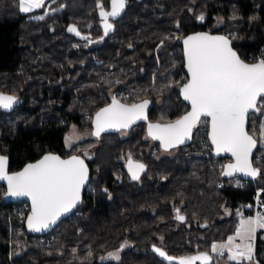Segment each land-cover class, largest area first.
Instances as JSON below:
<instances>
[{"label":"trees","instance_id":"trees-1","mask_svg":"<svg viewBox=\"0 0 264 264\" xmlns=\"http://www.w3.org/2000/svg\"><path fill=\"white\" fill-rule=\"evenodd\" d=\"M99 2L109 11L111 0ZM126 2L119 17L108 18L113 28L105 34L98 0H46L31 13L19 10V0H0V93L17 98L11 109L0 108V156L7 157L9 172L45 153L76 155L75 145L65 143L70 127L93 130L96 113L112 101L109 90H123L122 82L134 90H124L126 98L118 101L147 100L149 106L126 137L120 131L97 137L93 159H85L90 179L82 203L48 234L27 231L26 217L19 222L11 213L21 202L8 201L0 183V264L8 259L12 264H163L151 251L161 243L173 256L198 243L210 257L205 264H216L212 245L235 232L236 213L253 215L256 200L264 206V148L258 138L257 176L236 186L237 177L223 174L229 159L212 154L207 119L192 129L188 143L169 148L178 150L174 157H161L160 141L148 135L149 124L173 123L188 110L179 96L187 80L180 41L187 34L221 33L246 62L264 58V0ZM49 3L53 11L37 19ZM218 20L223 22L217 25ZM69 26L79 35L69 33ZM168 76L177 79L169 91ZM154 80L158 84L151 87ZM255 116H248L250 134ZM203 122L205 139L196 135ZM93 141L99 140L86 143ZM129 156L145 165L138 180L129 177L121 160ZM216 161L219 170L211 167ZM260 235L254 254L264 264ZM114 251H123L122 261L101 260Z\"/></svg>","mask_w":264,"mask_h":264},{"label":"snow or ice","instance_id":"snow-or-ice-1","mask_svg":"<svg viewBox=\"0 0 264 264\" xmlns=\"http://www.w3.org/2000/svg\"><path fill=\"white\" fill-rule=\"evenodd\" d=\"M43 0H19V10L29 12L41 7ZM101 8L100 15L104 19L105 34L112 30L108 23L109 17H118L126 7V0H111V11ZM43 19V16L36 17ZM203 19V16L200 17ZM68 31L76 32L74 27ZM79 35V32L76 33ZM184 57L189 79L180 92L191 104V111L180 117L174 123L149 124L148 135L159 140L165 150L183 144L190 138L192 129L201 122V117H210L211 130L208 133L217 154L230 152L235 158L234 164L225 166L224 175L231 176L233 172H243L255 177L258 170L251 167L250 154L257 141L245 128L250 111H264V58L256 63H245L234 52L230 41L225 36H211L207 33H197L184 39ZM17 103L14 95L0 93V108L11 109ZM148 101L131 106L120 103L115 96L112 103L101 108L93 121L92 135L99 137L109 129L127 128L135 120L144 118L143 110ZM261 140L264 141V122L260 125ZM79 139V137H75ZM71 136L65 137L66 145L70 146ZM7 157L0 156V179L7 181L8 195L28 196L32 201V211L28 216V226L32 231H41L56 223L57 219L70 212L80 202V190L88 179V169L79 156L73 155L62 159L58 155L48 154L34 164H28L20 172L9 175L6 171ZM145 166L134 162L129 156L128 170L133 180L140 178ZM105 191H107L105 189ZM179 210H177V213ZM177 219L184 217L177 215ZM257 228L264 229V214L241 219L236 236L241 238V244L233 245L234 237H228L227 243L212 245V251L218 248L228 249L229 261L241 264L243 260L254 257V237ZM249 238L247 244L244 238ZM123 247V245L121 246ZM164 257L166 253L155 248ZM91 255V254H89ZM108 258L119 259V253H109ZM172 261V257H167ZM207 253L190 257H181L179 264H195L196 261H208Z\"/></svg>","mask_w":264,"mask_h":264},{"label":"rangeland","instance_id":"rangeland-1","mask_svg":"<svg viewBox=\"0 0 264 264\" xmlns=\"http://www.w3.org/2000/svg\"><path fill=\"white\" fill-rule=\"evenodd\" d=\"M46 0H43V4ZM42 4V5H43ZM51 3L47 4L45 6V9H44V12L41 14V15H38L36 17H39V16H43L46 15V14H49L50 12H52L53 10H51L50 8H48L50 6ZM42 7V6H41ZM39 7V8H41ZM39 8H35L33 9L32 11L34 10H37ZM32 11H29V12H25V13H31ZM23 13V12H22ZM223 21L222 20H218L217 22V25L221 24ZM173 40V39H172ZM263 50H264V47H263ZM262 50V51H263ZM263 56H264V51H263ZM174 77L173 76H168L167 80H164V86L167 87V90L169 91L170 89L168 87H172L174 82L177 81V79L174 81ZM179 80H181V78L179 77ZM118 81H116L117 83ZM154 82V83H153ZM152 83H151V87H153L154 85H157L158 83L156 82V80H154ZM115 83V82H114ZM124 87L123 90H114V89H111L109 90V94L113 97L115 96L116 98H126V95H125V92L124 90H128L129 92H132V90L134 89H131L130 86L126 87L127 85L124 84L123 82L121 83ZM140 91V90H139ZM142 93V90L140 91ZM256 113V116L255 118L252 120V127H251V134L254 135V137L258 138L260 140V143H261V148H264V141L261 140V135H260V125L262 122H264V111H256L254 112ZM204 123V122H203ZM205 123L202 125V129H203V132H202V135H203V138L205 139V134H206V129H205ZM94 131V128L93 130H86V129H79L77 128L76 126L72 125L67 133L66 136H71L72 137V142H71V146H74L73 149H74V153H76V155H80L82 156L84 159L86 160H91L93 159V156H94V153L95 151L97 150L98 148V145H99V142H101V138H97L96 136L92 135V132ZM102 134V133H101ZM100 134V135H101ZM128 135L127 133V130H122L120 131V136L121 137H126ZM201 134H199L198 138L200 137ZM79 137V139H76L75 137ZM146 138H148L147 135H145ZM93 138H96L97 140H99L98 142H92L91 144L89 143H86L88 141H91L93 140ZM203 140V139H202ZM84 142V143H83ZM68 146V145H67ZM203 147L204 148H207V145H206V142L204 140V143H203ZM160 156L161 157H164V156H169V157H174L177 153H178V150L177 149H167L165 150L163 147L160 148ZM205 154L208 155V153L206 152ZM127 157V156H126ZM208 158V156H206ZM123 160L122 162H124L125 158L122 157ZM211 167H217L218 170L219 168H221V164H219L217 161L214 163H211ZM220 185H218L219 187ZM259 192V191H258ZM257 192V193H258ZM257 213H261V214H264V206L263 205H260V203H258V201L256 200L253 204V215H247V213L245 211H240L238 213H236V219H237V227H236V230L233 234L229 235L228 237L232 236L234 237L235 239L233 240V245L235 244H241V238L240 237H237L236 236V231H237V228L240 226V222H241V219H245L247 220L248 218L250 217H256ZM14 216V214H12ZM16 217V216H15ZM17 218V217H16ZM261 233L260 235V238H263L264 239V229L262 228H257L256 230V233L254 234V237L251 238V242L254 244L255 242V237L257 234ZM228 237L227 239L224 241V242H217L215 243L216 245H220V244H224V243H227L228 241ZM11 239V238H10ZM249 242V238H244L243 240V243L244 244H247ZM223 251V254H220L221 250L218 248L217 252L213 255L215 257V260H218L219 261V258L220 259V263L219 264H231L235 261H229L228 259V249L225 248L222 250ZM255 251V249H254ZM213 252V251H212ZM8 264H12L11 260L8 259ZM241 264H259L258 261L256 260L255 258V254H254V257L252 260H243L241 261Z\"/></svg>","mask_w":264,"mask_h":264},{"label":"water","instance_id":"water-1","mask_svg":"<svg viewBox=\"0 0 264 264\" xmlns=\"http://www.w3.org/2000/svg\"><path fill=\"white\" fill-rule=\"evenodd\" d=\"M126 5H127V2H126ZM125 8H126V7H125ZM125 8H124V10H125ZM124 10H123V11H124ZM109 11H111V6H110ZM123 11H122V12H123ZM122 12H121V14H122ZM121 14H120V15H121ZM120 15H119V16H120ZM119 16H118V17H119ZM109 18H111V17H109ZM116 18H117V17H115V18H111V19H116ZM104 23H105V21H104ZM104 23H103V27H104ZM108 23H109V22H108ZM69 27H70V26H69ZM69 27H68V29H69ZM71 27H74V26H71ZM74 28H75V27H74ZM75 29H76V28H75ZM68 32L71 33V34H76V33H77V30H76V32H70V31H68ZM104 32H105V29H104ZM108 32H110V31H108ZM197 33H207V34H209V35H211V36H225V37H227L226 35L221 34V33H212V32H209V31H195V32H192V33L187 34L186 36H184V37L181 39L180 44H181V48H182V52H183V69H184L185 75H186V77H187V80L189 79V76H188V73H187L186 61H185V57H184V39H186V38L189 37V36H193V35H195V34H197ZM227 38H228L229 41H230V46H231L232 50H233L234 52H236L237 56H238L242 61H244L245 63H256V62H246L245 60H243V59L240 57V55L238 54V52L233 48V46H232V44H231V40H230V38H229V37H227ZM187 80H186V82H187ZM186 82H185V83H186ZM180 88H181V87H180ZM179 96H180V98H181V101H182L183 103H185V104L188 106V110L183 114V115H185L187 112L191 111V104H190L189 101H186V100L184 99V97L182 96V94H181V92H180V89H179ZM119 102H120V101H119ZM111 103H112V101L110 102V104H111ZM120 103H122V102H120ZM141 103H143V102L136 103V104H141ZM122 104H125V103H122ZM108 105H109V104H108ZM108 105H107V106H108ZM125 105L131 106V105H129V104H125ZM107 106H105V107H107ZM103 108H104V107H103ZM148 108H149V106L147 105V107L143 110V116H144V118H141V119L135 120V122L132 123V124H130L129 127H127V128H121V129H119V130H117V129H109V130H107V131H105V132H108V131H110V132H118V131H122V130H129V129L132 128L134 125H136L137 123H139L140 121H143V120L145 119V117H146V115H147ZM253 112H256V111H250V114L253 113ZM201 118H205V119L208 120L207 139H208V141H209V143H210V145H211L213 156L216 157V158H218V159H219V158H227V159H229V162H228L226 165L234 164V163H235V158L231 155L230 152H220L219 154H217V152H216V150H215V147L212 145L211 140L209 139V135H208V133H209L210 130H211V121H210V117H201ZM176 121H177V120H176ZM174 122H175V121H174ZM174 122H173V123H174ZM161 125H163V124H161ZM245 128H246V131L248 132V117H247V120H246ZM248 133H249V132H248ZM249 134H250V133H249ZM190 135H191V134H190ZM250 135H251V134H250ZM189 139H190V138L186 139L185 142H184L183 144L188 143ZM183 144H178V145H183ZM176 146H177V145H176ZM256 147H257V143H256L255 147H253L252 152H251L250 157H249V159H250V163H251V167H252V168H254V166H253V156H254V152H255ZM48 154L58 155V154H54V153H45V154H43L41 157H39L38 159H36L35 161L26 163L25 165H23V166H22L19 170H17V171L9 172V171H8V166H7V168H6V171H7V173H8L9 175H11V174H13V173L20 172V171H22V170L24 169V167H25L26 165H28V164H34V163H36L38 160H40L43 156L48 155ZM58 156H60V155H58ZM72 156H73V155H72ZM76 156H79L82 160H84V163H85V165L87 166V169H88V179L86 180L85 184L81 187V190H80V202H79V203L75 206V208H73L70 212L61 215V216L57 219L56 223L51 224L48 228L43 229V230H41V231H39V232L30 230V228H29V226H28V216L31 214V211H32V201H31L30 197H28V196H11V195H8V185H7V181L4 180V179H0V183L5 187V190H6L5 198H6L8 201L18 202V201H22V200H23V201H26V202L29 203V205H30V210H29V212H28V214H27V216H26V220H25V227H26V229H27V231H28L29 233H31V234H33V235H36V236H44V235L48 234V233H49V232H50V231H51V230H52V229H53V228H54V227H55L60 221L66 219V218H68L70 215H72V214L76 211V209L80 206V204L82 203V201H83L84 191H85V188H86V186L88 185V182H89V179H90V170H89V167H88V164H87L86 160H85L82 156H80V155H76ZM60 157H61V156H60ZM69 157H70V156H69ZM69 157H66V158L61 157V158H62V159H67V158H69ZM131 158H132V157H131ZM132 160H133L134 162H139V163L143 164L142 162L137 161V160H134L133 158H132ZM143 165H144V164H143ZM226 165H225V166H226ZM144 166H145V165H144ZM125 170H126V172L128 173L129 177L131 178V175H130L129 170H128V159H127L126 162H125ZM144 171H145V168H144ZM144 171L140 173V176L144 173ZM224 171H225V170H224ZM231 176H232V177L240 178V179H242V180H244V181H254L257 175H256L255 177H253V176H250V175H245L243 172H238V171H237V172H233V174H232ZM131 179H132V178H131ZM132 180H133V179H132ZM155 248H156V247H155ZM153 251L158 255V257H159L161 260H163V261L166 262L167 264H174V263L179 264V259H180V258H173V257H172L173 260H172V261H169V260L167 259V257H169V256L165 255L164 257H161V256H160V255L154 250V248H153ZM208 261H209V260H208ZM208 261H207V262H208ZM205 263H206V262H205Z\"/></svg>","mask_w":264,"mask_h":264},{"label":"flooded vegetation","instance_id":"flooded-vegetation-1","mask_svg":"<svg viewBox=\"0 0 264 264\" xmlns=\"http://www.w3.org/2000/svg\"><path fill=\"white\" fill-rule=\"evenodd\" d=\"M33 162V161H32ZM124 162H126L125 160H124ZM14 172V171H13ZM124 247V249H126V248H128V245L126 244L125 246H123ZM156 248H159V249H161V250H163L165 253H166V255L167 256H170V257H173V258H181V257H190V256H195V255H199V254H202L203 252H201V249L199 248V244L198 243H195V244H193L192 245V247H191V250H188L187 251V253H181V254H179V255H176V256H173V255H169L166 251H167V249L165 248V246L161 243V245H157V246H155ZM189 247V246H188ZM153 248H154V246L152 245V247H151V251L153 252V256H156L158 259H159V261L160 262H162L163 264H167L166 262H164L163 260H161L159 257H158V255L153 251ZM166 250H164V249ZM180 251L182 252V251H184V248H181L180 249ZM116 252H118L119 253V259L118 260H116V259H110V258H108V254H106L105 256H102L101 257V260L103 261V262H119V261H122V254H123V251H114V252H111V253H116ZM216 253V252H215ZM214 252H212V254H215ZM209 256V255H208ZM220 259L221 258H219V261L217 260L216 261V264H219L220 263ZM210 260V259H209ZM205 262L207 263V261H200V260H198V261H196L195 262V264H205ZM209 262V261H208ZM174 264H177V263H174Z\"/></svg>","mask_w":264,"mask_h":264},{"label":"built area","instance_id":"built-area-1","mask_svg":"<svg viewBox=\"0 0 264 264\" xmlns=\"http://www.w3.org/2000/svg\"><path fill=\"white\" fill-rule=\"evenodd\" d=\"M202 132H203V129L202 128H199L196 131V135H198V136H199V134L202 135ZM203 143H204V141L202 139H200V144L203 145ZM243 183H244V181L241 180L240 178H237L236 181L234 182V184L236 186H242ZM20 202L21 203H19V204L13 205V207L11 209V213L14 214V216L17 217V219L19 220V222H22V221L25 220L26 213H28V211L30 209V206H29L28 202H26V201H20ZM40 241L43 242V238Z\"/></svg>","mask_w":264,"mask_h":264},{"label":"crops","instance_id":"crops-1","mask_svg":"<svg viewBox=\"0 0 264 264\" xmlns=\"http://www.w3.org/2000/svg\"><path fill=\"white\" fill-rule=\"evenodd\" d=\"M23 13H25V12H23Z\"/></svg>","mask_w":264,"mask_h":264},{"label":"bare ground","instance_id":"bare-ground-1","mask_svg":"<svg viewBox=\"0 0 264 264\" xmlns=\"http://www.w3.org/2000/svg\"><path fill=\"white\" fill-rule=\"evenodd\" d=\"M242 180V179H241Z\"/></svg>","mask_w":264,"mask_h":264}]
</instances>
